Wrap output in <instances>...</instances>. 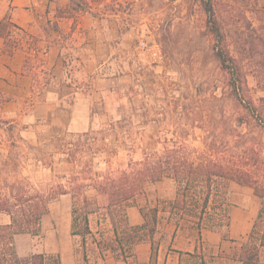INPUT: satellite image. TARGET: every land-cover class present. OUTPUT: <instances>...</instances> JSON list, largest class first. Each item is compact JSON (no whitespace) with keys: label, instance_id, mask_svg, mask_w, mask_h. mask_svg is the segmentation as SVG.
I'll list each match as a JSON object with an SVG mask.
<instances>
[{"label":"trees","instance_id":"16d2710c","mask_svg":"<svg viewBox=\"0 0 264 264\" xmlns=\"http://www.w3.org/2000/svg\"><path fill=\"white\" fill-rule=\"evenodd\" d=\"M84 1L89 0H71V9L86 11ZM222 8L219 0H209L205 13L213 56L224 76V97L197 89L191 97L177 99L173 125L159 130L157 139L151 136L153 145L146 147L138 160L132 157L133 143L123 149L128 161L114 163L121 154L118 146L106 145V138L98 145L96 138L90 137L86 142H76L62 161L72 166L71 173L56 175L53 183L34 184L30 177L21 176L20 142L26 141L2 118L1 109L8 98L0 92V130L11 141L8 154H0V215L9 218L8 223L0 224V264H62L60 254L22 257L16 248L18 235L41 234L49 204L61 196L71 198L70 234L81 239L82 258L77 264H90L89 239L102 264H107L106 252L129 264L137 256V247L145 244L150 246L145 264H158L166 237L165 233L159 236L163 223L174 227L168 250L179 255V264H264V96L256 97L264 93V31L239 29L238 23L232 22L235 15L227 25L220 22L218 15L226 10ZM250 75L255 88L249 86ZM112 131L107 129L101 135ZM164 179L172 182L174 199H158L150 206L147 187ZM232 184L251 189L260 199L245 240L230 236ZM90 192L96 197L89 196ZM97 197L113 211L111 237L97 239L91 229L90 216ZM132 208L141 214V224H131L128 212ZM205 231L220 234L230 242V250L216 253L204 240ZM180 232H188L194 240L190 249H174Z\"/></svg>","mask_w":264,"mask_h":264},{"label":"rangeland","instance_id":"374dc122","mask_svg":"<svg viewBox=\"0 0 264 264\" xmlns=\"http://www.w3.org/2000/svg\"><path fill=\"white\" fill-rule=\"evenodd\" d=\"M208 1H84L85 10L93 9V14L104 20L108 31L112 30V35L105 37L106 47L95 51L97 61L106 62L101 67L102 74L111 78L112 82L103 83L87 77L81 83L84 87L81 98L93 105L90 113L91 130L87 133L65 132L59 137L41 138L38 141L34 137L24 136L23 125L13 124L16 136L26 141L25 144L20 142L23 146L21 176L30 177L34 184H49L53 183L56 175L71 173L72 166L62 161L68 158L67 153L75 148L76 142H86L90 137L96 138L95 143L98 145L106 138V145L118 146L121 154L114 163L128 161L129 156L123 149L133 143L135 152L132 157L138 160L146 147L153 145L150 137L157 139L159 130L173 125L177 99L191 97L197 89L222 99L225 94L224 76L213 56V40L207 30L205 8ZM219 2L222 10L226 9L218 15L220 22L227 25L231 23L232 15H235L232 22H237L239 29L246 31L252 27L264 31V10L256 1ZM248 83L251 88L256 87L251 75ZM260 96H264V93H257L256 97ZM107 129L113 131L101 135ZM10 142L5 132L0 130V154L3 157L8 154L7 145ZM28 144L34 150L29 149ZM89 196L96 197V194L90 192ZM174 197L175 189L169 179L147 187V203L150 206L156 205L158 199L171 200ZM230 197L234 214L230 236L245 240L260 207V199L251 189L238 184L231 185ZM71 208L70 196L53 200L42 219L41 234L38 237L28 234L16 237L19 255L60 254L62 264H77L82 258V248L81 239L70 234ZM92 209L94 213L90 216V225L97 239L102 235L111 237L115 226L113 211L99 197ZM7 221L5 215H0V224H6ZM131 222L134 223L133 218ZM173 229V226L164 223L159 228V236L166 234L162 259L164 254L170 252L168 247ZM193 241L188 232H180L174 239V249H187ZM87 244L90 264H102L98 252L92 250L93 241L89 239ZM227 245L231 246L229 243ZM219 251L215 249L216 253ZM136 254L129 264H145L149 249L142 247L138 252L136 249ZM105 255L107 264H117L109 252ZM173 262L171 260L170 264ZM160 264H163V260Z\"/></svg>","mask_w":264,"mask_h":264},{"label":"crops","instance_id":"0c3cea01","mask_svg":"<svg viewBox=\"0 0 264 264\" xmlns=\"http://www.w3.org/2000/svg\"><path fill=\"white\" fill-rule=\"evenodd\" d=\"M257 2L264 7V0ZM71 7V0H0V92L8 98L1 115L12 124L23 125L26 138L39 141L65 132H89L93 105L81 98V83L87 77L112 82L101 71L106 62L97 61L95 55L106 47L105 37L112 30L108 31L93 9L75 12ZM128 216L133 225L143 222L135 208ZM219 235L203 232L205 241L221 253L228 252L230 242ZM142 247L150 253L146 244L138 246L137 252ZM162 253L161 247L158 264L161 260L179 264L177 253H166L163 259ZM117 264L126 263L117 260Z\"/></svg>","mask_w":264,"mask_h":264}]
</instances>
